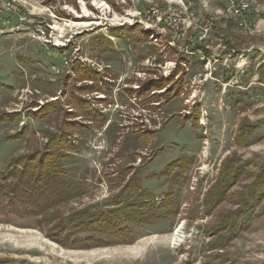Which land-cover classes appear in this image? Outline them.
I'll return each mask as SVG.
<instances>
[{
    "label": "rangeland",
    "instance_id": "obj_1",
    "mask_svg": "<svg viewBox=\"0 0 264 264\" xmlns=\"http://www.w3.org/2000/svg\"><path fill=\"white\" fill-rule=\"evenodd\" d=\"M226 3L0 0V173L13 158L43 152L63 122L75 150L59 166L86 189L55 206L52 193L42 195L30 216L6 212L0 197V264H264V199L244 197L243 217L228 216L264 168V70L255 75L264 64V0L242 27L223 16ZM234 37L243 58L223 56L238 47ZM199 46L216 61L190 56ZM182 49L189 98L170 90ZM232 82L245 90L228 88ZM157 86L165 89L152 92ZM240 121L250 131L238 144ZM231 158L234 171L245 170L211 207L210 190ZM130 179L140 181L137 203L150 206L142 223H118L132 241L112 233L106 245L72 247L53 234L60 219L133 199L123 189Z\"/></svg>",
    "mask_w": 264,
    "mask_h": 264
},
{
    "label": "trees",
    "instance_id": "obj_2",
    "mask_svg": "<svg viewBox=\"0 0 264 264\" xmlns=\"http://www.w3.org/2000/svg\"><path fill=\"white\" fill-rule=\"evenodd\" d=\"M79 68L85 75L86 73H90V71L85 70L83 66ZM83 74H80L82 79L85 81H92L90 76L87 78ZM171 77H173L174 80L172 84L178 85L175 89L172 87V89L170 88L173 94L174 92L177 93L179 90V83L174 79L175 73H172ZM154 89L162 90L164 87L157 86L156 88L154 87ZM170 90H168V92H170ZM156 107L157 106H152V109H157ZM75 114L81 117L78 110ZM43 116H45V114ZM102 121V115H97L95 117L94 122L96 124H102L104 122ZM64 126L66 127V125ZM62 128L63 122L60 125V131H58L57 134H53L43 152H32L13 158L8 163L6 169L0 173V197L3 200L1 208L6 210V212L12 209L14 214L18 213L14 216H30L29 209L32 207L33 212H35L34 207H39L42 195L45 196L52 193L53 197H48V201L50 206H55L70 202L73 198H78L84 194V186L66 180L64 170L59 166L60 162L66 158V153L73 150L74 145V137H72V134L64 131ZM249 131L250 126L245 121H242L236 130V142L241 144L246 133ZM60 133H64L65 135ZM52 149L54 151H51ZM232 158L225 161L221 172H219L216 178V185L210 190L209 197L210 199L213 197V199H211L210 202L207 201V203H210L211 207H216L220 202L224 201L223 197L227 196L229 191L239 183L241 175L245 170V167H242L234 171L236 168L232 166H234L233 164L235 163L233 161L235 160H232ZM248 164L253 165L251 162ZM123 174L126 175V171L123 172ZM135 174H138V172ZM137 182L140 184L138 179ZM137 182L130 179L126 183V186L123 187L124 190L126 189L125 194H130L134 191L133 194H130V196L132 195L134 197L130 201L127 200L126 202H122L117 199L118 201L116 200L115 203L109 205V207L104 210L94 209L92 212H87L86 210L76 212L66 219L58 220V223H64V226L62 228L57 227L55 230L56 232H53V234L61 237V241L64 245L72 247L81 246L83 244H87L88 246L91 244L98 246L106 245L104 240L109 236L108 234L112 233H116L120 237H126L129 241H132L134 238L130 231L124 230L125 227L121 228L118 223H126L128 225L142 223V218L149 212L150 206L146 204L140 205L136 201L135 192L137 190ZM263 187L264 170L261 168L255 177L254 184L249 187V192L242 197L238 194L240 197L238 200L239 208L228 215L229 217H233L232 223L236 221L238 217H243L246 213L248 200H245L244 197L248 199L250 197L256 203L263 201L264 192L261 190ZM33 196L36 198L33 199ZM173 213L174 215L178 213V207H174ZM7 215L8 214H6V217ZM139 220H141V222ZM225 223L230 224L229 221ZM222 228L223 233L226 232V235L223 237L231 235L230 225L223 224ZM106 234L107 236L102 237ZM97 235H99L98 238L95 237ZM229 238H226L225 241ZM72 240L74 241L73 244L71 243Z\"/></svg>",
    "mask_w": 264,
    "mask_h": 264
},
{
    "label": "crops",
    "instance_id": "obj_3",
    "mask_svg": "<svg viewBox=\"0 0 264 264\" xmlns=\"http://www.w3.org/2000/svg\"><path fill=\"white\" fill-rule=\"evenodd\" d=\"M244 18H246V15L244 16ZM232 21V20H231ZM242 20H239V21H233L234 23H236L235 25L237 26V27H240L239 26V23L241 22ZM242 27V26H241ZM189 36H190V34H188ZM236 42H239V40L237 41V39H236V37H234L233 38V40H232V43L233 44H235ZM243 42H242V39L240 38V42H239V44H238V47H235V46H232L231 48H230V50H227L226 52H225V55H223V56H228V58H231V56L232 55H236L237 57H241V58H243L244 56H245V50H238V48H241V46H243V44H242ZM226 44L227 45H229V44H231L230 42H226ZM185 46H187L188 47V44H184ZM195 50H197L196 51V53H194L195 52ZM199 50V51H198ZM175 53H176V58H177V60H176V64H175V66H174V71L172 72V73H175L176 72V74H175V80H176V82H178L179 83V90L177 91V93L176 94H173L174 96H176V97H178L179 98V96H180V94L182 93V94H186L187 95V98H189L188 97V94H189V89H188V86H189V84L184 80V78H183V76L186 74V71H187V67H186V64L185 63H187V61L185 60V59H183V58H181L182 56H183V49L182 50H175L174 51ZM190 52H191V55L190 56H194L195 57V59H198L199 61H201L202 63H204V61L205 60H209V59H213V60H215L216 61V57H215V55L212 53H210L207 49H205V47H196V48H193V49H191L190 50ZM197 57V58H196ZM201 59V60H200ZM217 59H219V58H217ZM219 62V60L217 61V63ZM263 70H264V64H262L260 67H259V69L257 70V72L255 73V75H257V77H258V74L260 75V73L262 74L263 73ZM171 73V74H172ZM243 74V73H242ZM242 74H240V75H242ZM260 76H262V75H260ZM259 79V78H258ZM207 81H212V80H205L204 82L206 83ZM213 82V81H212ZM259 82V81H258ZM263 86V88H264V85H262ZM225 87H227V85H225ZM224 87V90L226 89ZM228 88H230V89H238V90H245V89H243L242 88V86L241 85H239V84H237V82H232V83H230V85H228ZM165 89V88H164ZM164 89H162V90H158V89H151V91L152 92H162ZM146 91V90H145ZM225 92H226V90H225ZM233 92V91H232ZM240 93V92H239ZM256 97H258V98H261V96L259 95V94H257V96ZM187 98H186V100L185 101H187L188 103H189V99L187 100ZM194 98L195 99H197V109H199V99L197 98V95H194ZM203 102V101H202ZM232 102V101H231ZM232 105H234V104H232ZM198 111L199 110H197V113L195 114L196 115V117L194 118L193 117V121H195L196 122V125H197V119H199V115H198ZM203 119V118H202ZM242 121H240L238 124H237V129H238V127H239V124L241 123ZM236 129V130H237ZM235 138V137H234ZM244 139L245 138H243V142H244ZM75 149H73L72 151H74ZM71 151V152H72ZM71 152H67L66 154H67V157H68V155H70V153ZM66 157V158H67ZM193 165H192V169H193ZM263 170H264V168H263ZM69 181V180H68ZM69 182H71V183H76V184H81V185H83L82 184V182L80 183V182H78V181H72V180H70ZM85 188V187H84ZM86 190V189H85Z\"/></svg>",
    "mask_w": 264,
    "mask_h": 264
},
{
    "label": "built area",
    "instance_id": "obj_4",
    "mask_svg": "<svg viewBox=\"0 0 264 264\" xmlns=\"http://www.w3.org/2000/svg\"><path fill=\"white\" fill-rule=\"evenodd\" d=\"M257 4L258 0H227L223 16L233 21L242 20L249 12H257Z\"/></svg>",
    "mask_w": 264,
    "mask_h": 264
},
{
    "label": "bare ground",
    "instance_id": "obj_5",
    "mask_svg": "<svg viewBox=\"0 0 264 264\" xmlns=\"http://www.w3.org/2000/svg\"><path fill=\"white\" fill-rule=\"evenodd\" d=\"M261 6V0H258L257 9H259ZM241 26V25H240Z\"/></svg>",
    "mask_w": 264,
    "mask_h": 264
}]
</instances>
